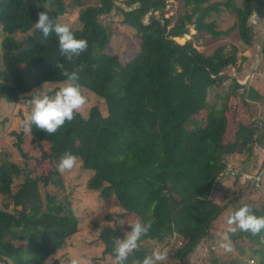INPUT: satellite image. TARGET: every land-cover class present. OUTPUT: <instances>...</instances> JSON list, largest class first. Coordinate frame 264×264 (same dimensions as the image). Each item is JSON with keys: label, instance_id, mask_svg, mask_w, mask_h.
I'll return each instance as SVG.
<instances>
[{"label": "trees", "instance_id": "trees-1", "mask_svg": "<svg viewBox=\"0 0 264 264\" xmlns=\"http://www.w3.org/2000/svg\"><path fill=\"white\" fill-rule=\"evenodd\" d=\"M75 1L82 7L80 26L71 28L77 38L88 41V48L69 62L60 55L54 33L45 39L33 27L38 12L45 11L43 4L50 5L49 15L63 23L59 19L66 10L63 0H0V27L5 34L0 41V97L16 103L20 95L44 83L64 82L66 77L61 75L62 69L56 68L58 64L69 72L83 66L79 83L105 100L107 113L94 106L88 116L77 114L52 135L33 125V140L44 145L40 157L57 163L65 152L77 155L83 167L92 171L89 189L104 198L115 196L123 210L121 215L133 213L142 222L154 221L127 264L133 259L142 260L151 254L152 245L174 236L186 240L177 250L178 263L189 264L201 243L206 241L212 246V227L227 208L235 211L249 204L257 216H264V199L240 202L239 194L218 203L212 197L223 187L222 180L227 176H234L237 184L244 173H250L231 168V156L264 157V150L259 148L264 145V119L258 115L249 124L239 123L242 137L225 140L226 104L217 109L211 98L212 90L225 79L233 81L236 95L244 91L248 84L242 85L237 77H231L228 68L233 66L241 72L249 59L243 56L238 64L239 47L235 45L230 50L219 46L213 53L205 54L194 42L203 31L214 37L229 32L218 31L215 20L207 19L212 11L223 10L236 16L233 29H238L239 38L247 46H252L255 39L262 41L264 27L255 10L264 20V0H242L241 4L225 0L207 5H202L207 0H183L186 6L191 5L190 12L180 15L174 24L165 17L169 0H99L90 5ZM119 2L143 7L127 11ZM148 4L153 6L154 14L152 22L146 24L142 17L150 9ZM113 12L141 39L139 51L125 61L108 50L111 31L102 18ZM158 15L163 21L156 18ZM189 24L197 32L181 43L177 37L190 34ZM256 24L259 26L254 28ZM18 32L27 34L17 39L14 35ZM202 110L209 111L206 122L195 117ZM22 141L23 133H19L18 147ZM23 154L26 159L21 165L7 153H0V193L5 197L0 208V262L46 264L78 232L79 219L55 195L48 194L45 203H26L28 191L40 185H57L61 180L56 168L44 176L34 174L31 154ZM263 170L264 163L260 172ZM244 180L257 190L264 182L257 185L256 180ZM129 231L130 225L123 234ZM118 235L114 226L101 229L103 254L92 264H110L106 256L114 259ZM262 238L264 231L253 236L238 230L231 235L236 242L249 239L247 248L258 257V264H264ZM239 249L244 252L245 247ZM208 262L249 264L243 257L222 262L208 258Z\"/></svg>", "mask_w": 264, "mask_h": 264}, {"label": "rangeland", "instance_id": "rangeland-1", "mask_svg": "<svg viewBox=\"0 0 264 264\" xmlns=\"http://www.w3.org/2000/svg\"><path fill=\"white\" fill-rule=\"evenodd\" d=\"M66 4L65 12L60 15L61 22L69 24L73 27H79V14L82 7H80L75 0H63ZM85 5L97 4L99 0H83ZM214 1L225 0H207L202 5H207ZM241 4L242 0H237ZM39 6L40 3L37 2ZM191 5L186 6L183 0H169L165 10V17L172 20V24L176 23L178 17L186 11L190 12ZM154 12L148 15L152 18ZM159 16V15H158ZM162 18V17H161ZM209 21L215 20L216 29L218 31H229L227 34L220 36H212L210 33L203 31L198 33L194 39L197 47L205 54H211L219 46H225L226 50L233 49V46H238V64H241L243 56L249 60L243 64V71L238 72L236 67L231 66L228 68V74L231 77H237L238 82L242 85L248 84L243 92H238L236 95L234 83L230 79H225L218 87L211 92L212 104L220 109L224 103V115L226 118L225 124V140L233 141L236 138H241L242 134L239 131V123L249 124L258 115L264 119V57L260 55V42L261 39H255L252 46H247L239 38L238 29L233 25L236 21V16L228 10H223L221 13L215 11L207 18ZM102 21L107 25L111 31V41L108 50L118 53L125 61L131 56H134L140 47V37L135 29L121 23V16L113 12L111 15L104 16ZM163 21V19H162ZM260 25L264 27V20L259 21ZM256 24L254 28L258 27ZM190 34L184 37H177V40L184 43L187 39L192 38V35L197 32L194 25L189 24ZM256 31H258L256 29ZM27 33L18 32L14 36L17 39H22ZM4 33L0 27V41L4 37ZM264 37V36H262ZM261 37V38H262ZM263 39V38H262ZM260 55V56H259ZM261 69V70H260ZM63 83L48 82L38 86L35 90H42L44 88L49 91V94H54ZM84 94L88 97V103L84 110L81 112L84 116H88L90 109L94 106L100 107L101 111L107 113V105L103 98L99 97L93 91L82 88ZM32 92V91H31ZM20 95L16 103H9L4 98L0 97V153H7L12 161L18 162L23 165L25 156L23 153L31 154V165L34 174L44 176L50 170L57 169V163H53L49 159H42L40 151L43 150L44 145H38L33 140L31 133H25L22 130V121L29 112L27 105L20 104L21 98L30 99L29 93ZM261 96V97H259ZM214 98V99H213ZM216 100V101H215ZM207 110H202L196 114V119L206 122L208 118ZM23 133V141L21 146H17L18 134ZM261 138L264 140V131H262ZM259 148L264 150V145ZM230 161V167L236 171L241 169L255 174L261 170L262 161L253 156L234 155ZM262 172V173H261ZM260 180H256L258 185L264 181V170L261 171ZM61 183L51 184L47 187L40 185L36 189L28 191L25 194V201L28 205L32 206L36 203L43 201L47 202V195H55L58 200H61L64 205L68 206L74 212V215L79 219V230L73 236L68 238L66 245L49 257L46 264H67V260L74 253H79L89 257L94 262V259L101 258L103 254L104 245L99 240L101 229L105 225L114 226L119 235L117 239L124 238V228L130 223L137 220V216L133 213L128 215H121L123 210L118 204L117 198L111 196L108 198L101 197L98 191L88 188V180L92 176V171L85 169L82 161L79 159L78 166L71 171L60 173ZM242 181L234 184L235 177L227 176L222 180L223 187L216 190L212 195L213 199L218 203H225L229 198L235 197L240 194L239 201L252 200L260 201L264 199V182L260 190L254 186L247 185L244 176L241 177ZM259 182V183H258ZM15 189L18 186L14 185ZM5 197L0 193V208H3ZM258 203V202H257ZM233 212L231 207L227 208L222 215L214 222L212 233H214V240L212 246L206 241L201 243L200 248L196 254L191 257L189 264H209L208 258H218L219 262L228 261L231 257H243L249 264H258L259 259L253 255L249 248H247L249 239L234 241L231 239L234 247L233 252H225L219 247V233L226 230V217ZM214 241V242H213ZM186 240L178 238L177 236L169 237L166 241L152 245V250L156 247L167 246L170 249L169 261L166 264H179L178 256H176L178 248L182 247ZM239 246L245 247L244 252L239 249ZM106 261L114 264V259L106 256ZM0 264H4L0 262ZM211 264V263H210Z\"/></svg>", "mask_w": 264, "mask_h": 264}, {"label": "clouds", "instance_id": "clouds-1", "mask_svg": "<svg viewBox=\"0 0 264 264\" xmlns=\"http://www.w3.org/2000/svg\"><path fill=\"white\" fill-rule=\"evenodd\" d=\"M45 11L38 12V19L33 24L36 30H39L45 39L52 33L58 38L60 55L67 61L73 62L74 58L80 57L88 48V41L84 38H77L71 26L66 23L58 22L56 17H51L49 12L50 5L45 6ZM83 66L71 72L64 70L63 64H58L56 68L62 69L61 75L66 77L63 86L54 94H49L47 89L33 90L30 99L21 98L20 104L27 105L29 112L22 121V130L25 133H31L33 125L41 130H45L48 135L55 134L66 122H71L76 115L81 113L88 97L84 94L82 86L79 83V71ZM79 157L71 152H65L60 157L57 170L60 173L71 171L78 166ZM154 221L142 222L137 219L130 223L131 231L126 232L124 238L115 239L113 248L114 264H127L129 257L140 248L141 238L146 236ZM226 230L219 233V247L225 252H233L234 247L231 241V235L237 231L250 232L253 236L264 231V216H257L249 204H244L226 217ZM264 243V238L261 240ZM170 249L167 246L156 247L150 255L142 260L133 259L131 264H166L169 261ZM67 264H92L89 257L74 252Z\"/></svg>", "mask_w": 264, "mask_h": 264}, {"label": "water", "instance_id": "water-1", "mask_svg": "<svg viewBox=\"0 0 264 264\" xmlns=\"http://www.w3.org/2000/svg\"><path fill=\"white\" fill-rule=\"evenodd\" d=\"M119 4H120L125 10H127V11H133V10H135V9H139V8H142V7H143V6L140 5V4H135V5H133V6H126V5H125L124 3H122V2H119ZM148 7H150V9H149L148 12L145 13L144 16L142 17V22H143V23H146V24L152 22L151 18H148V15H150V13H152V12L154 11L153 6H151L150 4H148ZM255 15L258 17V19H259L260 21H262V17H261L260 13H259L257 10H255ZM156 18L159 19L160 21H162L160 16H156ZM263 46H264V37H263L262 41L260 42V49H259V51H260V55L262 54ZM260 55H259V56H260Z\"/></svg>", "mask_w": 264, "mask_h": 264}, {"label": "built area", "instance_id": "built-area-1", "mask_svg": "<svg viewBox=\"0 0 264 264\" xmlns=\"http://www.w3.org/2000/svg\"><path fill=\"white\" fill-rule=\"evenodd\" d=\"M262 173V172H261ZM232 174H235V171H232ZM243 176L246 178V179H252V180H260V178H261V174H260V171H259V173H257V177L255 176V174H251V173H248V172H246V173H244L243 174ZM242 176V177H243ZM260 177V178H259Z\"/></svg>", "mask_w": 264, "mask_h": 264}]
</instances>
